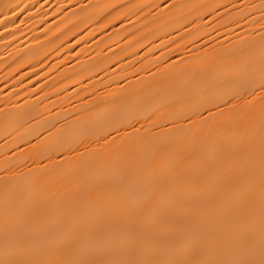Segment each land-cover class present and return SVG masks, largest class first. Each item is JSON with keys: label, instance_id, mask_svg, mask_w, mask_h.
<instances>
[{"label": "snow or ice", "instance_id": "obj_1", "mask_svg": "<svg viewBox=\"0 0 264 264\" xmlns=\"http://www.w3.org/2000/svg\"><path fill=\"white\" fill-rule=\"evenodd\" d=\"M29 7L23 0H0V35L15 40L21 25H35L31 13L19 19ZM42 7L36 15L43 22ZM77 7L71 16L64 5L56 7L53 16L65 14L44 30V41L52 44L49 34L60 40L65 30L75 36L81 24L94 22L103 30L121 21L124 29L127 21V47H143L149 25L167 28L161 20L168 17L182 42L195 46L197 34L214 42L181 58L179 66L155 57L147 78L138 74L145 70L141 61L134 81L113 72L107 81L115 82L113 92L74 89L81 105L74 106L71 121L67 109L53 114L43 104L47 80L30 89L23 77L13 81L35 100L18 103L21 92L14 89L0 108V264H264V0H88ZM229 25L241 30L235 40L212 36ZM33 40L43 47L39 36ZM168 42L177 44L171 37ZM161 45L153 44L143 59ZM67 51L65 60L85 49ZM23 57L28 64L41 62L39 48ZM52 91L67 93V85Z\"/></svg>", "mask_w": 264, "mask_h": 264}, {"label": "bare ground", "instance_id": "obj_2", "mask_svg": "<svg viewBox=\"0 0 264 264\" xmlns=\"http://www.w3.org/2000/svg\"><path fill=\"white\" fill-rule=\"evenodd\" d=\"M93 3L101 4H143V3H161V0H92ZM180 2L185 3H208L213 2V0H180ZM218 3H228V0H214ZM24 4H29L30 7L27 11L22 13L19 19H24L30 13L33 15V20L35 25L29 21L26 25H21L23 29V34L17 33V38L11 40L7 35H0V108H2L3 101L8 99V94L11 93L14 89L21 92L18 103H23L26 98L34 101L35 96L25 97L23 95L24 88L19 84H14L13 81L23 77V83L26 88H33L39 83L41 86L45 84L47 80V86L45 87V92L49 94L48 99L43 101L44 105H47L51 109L53 114L60 111L61 108L67 109L65 113L69 121L73 119L72 113L76 111L74 106L81 105V100L77 98L75 90L81 89L82 85L87 86L89 92L95 86L103 92H113L116 90L115 82L109 84L107 81L114 80L113 72H115L116 77L124 75L128 80L134 81L136 76V69L140 68L139 63L136 61H141L143 63L144 71L139 72L138 74L147 78L148 73L147 69L155 71L152 67V63H158L155 61V57H160V59L165 64L175 63L177 66L180 65L181 58L190 59L193 54L205 47V42L208 44L213 43L207 35H203L202 38L199 34L195 37V46L192 43H185L180 40L179 33L177 32L178 25L172 23L168 17H163L161 22L167 21L169 27L158 30L156 25L150 24L151 34L149 36V41H144V46L139 47L133 45L137 55H133V48H128L126 40L128 37L124 36V31L130 29L131 25L127 21H124V29H121V21H116L113 25H109L107 28L101 30L97 23H88L87 28L82 24L80 25V31L76 32V35H71L68 30H65L66 36H60V33H57V36H60V40H57L55 37H52L49 34L52 44H49L47 41H44V30L48 25H52L55 21V25L60 24V18L65 14L64 12H59L55 16L52 13L56 10V7L59 5L65 6V12L71 16L72 11L79 12L77 5H84L88 3V0H23ZM35 3V7L31 5ZM42 12H46L47 15L44 17L43 22L39 15H36V8H41ZM155 11V10H154ZM223 9H220V12L223 13ZM19 19L17 23H19ZM74 21L79 24V20L73 18ZM137 18L132 17V21L136 22ZM205 22L208 24L212 23L211 17L206 16ZM55 25L53 27L55 28ZM187 28L192 29L193 25L187 23L185 25ZM4 25L0 24V33L4 32ZM71 28V25H69ZM114 28L120 30L121 39L117 37L114 33ZM74 31V29H73ZM182 32L183 29L181 28ZM220 34L217 35L215 31L212 32V36L215 37L217 41H222L227 43L228 40H235L236 33L241 32L239 28H236L232 25H229L228 28H220ZM109 34H111L112 39H109ZM170 34V36H169ZM242 34V33H241ZM34 36H39L43 47H40L33 40ZM81 36L84 37V40L77 45L76 41L80 40ZM103 37L104 44H99L98 42ZM175 39L177 44L169 43V38ZM225 37L228 39L226 40ZM143 40V37H141ZM164 41V45H161V41ZM63 41V49H60V42ZM84 41H87V48L85 47ZM116 41V43H113ZM153 44L161 45L156 48L154 52L147 56V59H143L145 54L148 53V49L152 47ZM5 45H8L7 49ZM111 47L120 58L113 56V52L109 51ZM29 48L37 49L39 48V56L41 62L38 63L36 58L32 59V63H25L24 60L27 57H23V53L27 52ZM72 48L76 52H80L81 49H85L84 53H81L79 57L70 56L67 60L64 58L68 56V49ZM121 48H125L127 51H121ZM55 49V50H52ZM47 51L48 55L45 57L43 53ZM161 53H164L161 56ZM107 57L108 59H105ZM79 60V63H78ZM59 63V66L54 67ZM132 62L134 67H129L128 64ZM22 65V67H17ZM35 68L36 75H32V68ZM89 67L93 68L94 74H90L87 70ZM53 70L49 72V69ZM123 69V72L121 71ZM27 73L28 75H24ZM47 73V77L44 75ZM107 73V75H106ZM37 76L39 81H37ZM31 80V83H30ZM70 81H79L78 83H70ZM91 81V82H90ZM101 81L104 82V86L101 87ZM120 83L125 84L126 81L121 80ZM62 85H67V93L60 91L59 95L52 91L53 86L60 88ZM39 95V92L36 93ZM71 95V101L69 102L67 96ZM88 99L87 96L83 97ZM14 102L16 101L15 97H12ZM43 112L45 117L49 116V112L46 111L43 107L39 109ZM79 114V113H77ZM51 130V129H49ZM3 133L0 132V136ZM3 144V140L0 139V145ZM3 148H0V162L3 160ZM2 167V163H0ZM20 171V169H17ZM2 174V173H0Z\"/></svg>", "mask_w": 264, "mask_h": 264}]
</instances>
